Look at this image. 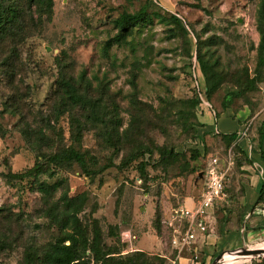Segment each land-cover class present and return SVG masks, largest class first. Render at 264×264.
<instances>
[{
	"label": "rangeland",
	"instance_id": "obj_1",
	"mask_svg": "<svg viewBox=\"0 0 264 264\" xmlns=\"http://www.w3.org/2000/svg\"><path fill=\"white\" fill-rule=\"evenodd\" d=\"M262 1L52 0L49 18L26 1L20 4L24 37L0 38V264H27L28 248L39 252L57 239L52 216L60 213L62 196L82 193L84 224L96 219L107 248L142 252L148 264H212L239 249L264 250L262 214L245 212L263 202L241 201L248 174L264 181L261 152L247 155L233 141L202 130L210 115L219 131L234 122L232 131L239 134L242 126L222 115L228 110L245 113L254 145L264 132V63L258 66L256 29ZM143 6L150 21L105 52L117 33L114 20ZM196 56L218 74L210 97ZM55 62L78 87L89 86L102 99V123L95 119L77 132L56 95L46 109ZM255 77L259 81L249 84ZM198 133L202 154L193 161L188 141ZM70 146L97 159L96 175L86 176L76 164L57 168L40 160L27 176L37 159ZM161 149L177 156L163 161ZM214 159L226 172L223 197L208 210V236H198L178 255L172 241L184 225L177 211L199 199ZM229 264H264V257Z\"/></svg>",
	"mask_w": 264,
	"mask_h": 264
},
{
	"label": "trees",
	"instance_id": "obj_2",
	"mask_svg": "<svg viewBox=\"0 0 264 264\" xmlns=\"http://www.w3.org/2000/svg\"><path fill=\"white\" fill-rule=\"evenodd\" d=\"M26 1L29 5L38 9L41 15L45 14L48 18L52 12V0H0V38L1 37H24L23 32V19L24 13L20 4ZM146 6L141 7L137 12L133 14L122 13L117 19L114 20V26L117 29V33L106 41L104 45V51L106 52L112 45H122L126 42L127 36H129L132 30L140 23L144 21H150V16L146 11ZM170 20L179 25L178 19L170 17ZM256 29L259 34V44L257 48L258 66H262L264 63V1L257 11L256 16ZM197 58V56H196ZM201 69L205 75L207 96L210 97L214 87L212 82L218 79V74L214 68L205 62L202 58L198 57ZM55 66V76L52 83V87L49 90V103L46 107L48 110L51 107L54 96L59 97L57 107L62 111L69 114L70 126L75 127L79 132L85 123L96 122L102 123L103 118L99 116L101 108L103 107L102 99L96 98L89 86L78 87L76 83L66 75H63L58 65ZM248 83L254 85L258 78L247 79ZM75 112L79 113V117L75 115ZM79 118H83L81 121ZM117 142L120 143V136L117 131L114 130ZM248 135V134H247ZM221 139L234 142V147H237V151L242 152L238 146L240 135L237 133L232 134H217ZM128 137L127 132L124 138ZM249 138V135H248ZM255 151L260 153L261 159L264 161V150L262 145L264 144V132H260L259 140H256ZM192 160L197 161L199 154L192 150ZM140 155H148L145 152H140ZM138 156V157H139ZM177 155L173 150L161 149L159 151V157L161 160H168ZM137 158V156L135 157ZM134 158V159H135ZM40 160L57 167L62 168L64 166H70L76 164L83 174L86 176L96 175L99 169L97 167V159L87 152H80L74 149L72 146L63 148L59 152H54L46 156H42L41 159H37L34 166L28 171L27 176L33 175L40 164ZM36 175V174H35ZM39 187L41 191L47 195L49 191L44 183H40ZM62 206L58 216H52L53 223L60 231V236L52 243L45 246L41 251H36L35 248H28L25 253V259L27 264H89L90 261L95 264H148L143 258V253L136 251L132 254L122 255L118 248L109 249L103 242L102 231L98 225L96 219H92L90 224H84L80 219L79 214L83 211V206L86 201V195L84 193L74 197H68L63 195ZM264 200V184L259 190V196L257 203ZM158 217V215L156 214ZM156 217V220H157Z\"/></svg>",
	"mask_w": 264,
	"mask_h": 264
},
{
	"label": "built area",
	"instance_id": "obj_3",
	"mask_svg": "<svg viewBox=\"0 0 264 264\" xmlns=\"http://www.w3.org/2000/svg\"><path fill=\"white\" fill-rule=\"evenodd\" d=\"M193 70L195 71V65L193 64ZM197 71L193 74V80L198 94L199 102L196 105L203 103L202 94L199 88V80L196 78ZM250 122H246L239 132L240 138L248 139V130ZM214 135L217 133L214 132ZM203 137L201 134H195L192 140L188 141L189 148L196 151L198 154H202ZM225 170L220 168L217 159L212 160L204 172V189L200 194L199 199L193 202L191 206H183L178 209L177 213L183 221V228L179 232V238L174 237L172 244L174 249L177 250L178 255L201 236L203 239L207 237L205 219L208 214V210L212 208L214 203L223 197L224 190V177ZM205 237V238H204ZM174 264V262H173Z\"/></svg>",
	"mask_w": 264,
	"mask_h": 264
},
{
	"label": "crops",
	"instance_id": "obj_4",
	"mask_svg": "<svg viewBox=\"0 0 264 264\" xmlns=\"http://www.w3.org/2000/svg\"><path fill=\"white\" fill-rule=\"evenodd\" d=\"M223 117L225 116L226 118L229 119H233V121H235L238 125L240 124L241 126H243L247 121L246 119V115L244 112H241L239 114H237L236 116H234V114L232 112H229L228 110H226L225 112L222 113ZM206 124L204 126V128H202L203 132L204 131H208V132H212L211 135H214L213 133L216 132L217 134H232L234 131H232V127L234 128V122L232 123L230 121V123H232L231 125H233L230 128V125L227 123L225 126L224 131H219L218 127H216V118H213L209 115V117H207L205 119ZM216 134V135H217ZM238 146L242 149L243 152H245L247 155H252L256 149V146L251 143V141L247 138H240ZM257 170L261 171V173L263 172V168L261 167V165H257ZM248 178H250V180L246 181V186L244 187V193L241 194V201L245 204V205H253L257 199H258V195H259V190L262 187V185L264 184V181H262V179L259 177V175L257 174H248L247 175ZM263 204L261 205V208H257V209H252L251 207H246L245 208V212L247 213V215H255L257 213H261V217H263L264 219V200L262 201ZM191 206V205H190ZM208 236V235H207ZM259 248H257V246L251 248V250H257ZM182 260H187L185 258H179ZM178 264H181V262L179 261ZM188 264V263H187Z\"/></svg>",
	"mask_w": 264,
	"mask_h": 264
},
{
	"label": "water",
	"instance_id": "obj_5",
	"mask_svg": "<svg viewBox=\"0 0 264 264\" xmlns=\"http://www.w3.org/2000/svg\"><path fill=\"white\" fill-rule=\"evenodd\" d=\"M202 174H200V177ZM237 256H242V257H264V252L260 250H251V249H239L234 252ZM221 259V256H218L215 258V260L212 262V264H217Z\"/></svg>",
	"mask_w": 264,
	"mask_h": 264
},
{
	"label": "bare ground",
	"instance_id": "obj_6",
	"mask_svg": "<svg viewBox=\"0 0 264 264\" xmlns=\"http://www.w3.org/2000/svg\"><path fill=\"white\" fill-rule=\"evenodd\" d=\"M260 251H263V252H264V250H260ZM226 256L230 257L231 260H227V259L224 260V258H225ZM243 258L248 259V258H250V257L237 256L235 253H232V254H225V255H223V257L221 258V260H220L217 264H229V263H231V262H233V261H239V260H241V259H243Z\"/></svg>",
	"mask_w": 264,
	"mask_h": 264
}]
</instances>
